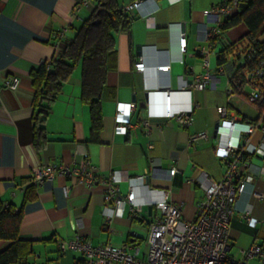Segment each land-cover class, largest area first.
<instances>
[{"label": "crops", "instance_id": "obj_1", "mask_svg": "<svg viewBox=\"0 0 264 264\" xmlns=\"http://www.w3.org/2000/svg\"><path fill=\"white\" fill-rule=\"evenodd\" d=\"M80 1L0 0V83L9 77L19 79L16 89L0 85V198L19 209L28 184L25 179L35 168L77 165L82 159L88 160L104 179L110 173L117 176L120 192L115 198L126 197L130 190L125 177L145 175L144 185L133 188L134 200L126 203L121 216L107 221L103 212L105 183L88 187L73 176L56 175L38 184L37 199L24 205L19 226L20 239L33 242L34 253L28 262L32 264H76L83 258L81 252L58 247L75 236L94 246L107 242L134 246L139 249L138 255L145 257L147 249L141 255L138 246L143 229L148 232L150 223L159 216L155 205L163 199V192H168L171 204L181 206L185 220H193L204 196V177L220 182L225 171L215 154L214 128L219 120L216 109L231 107L226 90L241 59L230 58L223 66H218L217 59L220 51L246 34L247 28L237 24L226 32L220 29L209 43L203 41V30L217 26L211 9L222 0H143L138 9L128 12L133 17L129 30L115 35L117 63L106 76L108 89L113 91L102 103L98 141L90 139V113L81 101L80 69L76 67L47 115L48 141L39 149L34 147L30 72L58 52L60 46L52 40L57 33L68 28L67 37L73 31L70 27L80 26L89 17L93 4L73 14L72 7ZM117 1L121 7L133 2ZM177 25H185L182 63ZM206 46L209 51L205 67L198 51ZM139 61L144 63L142 72L135 69ZM166 65L167 72L159 69ZM205 74L212 80L204 91L192 86L179 89L178 77L191 84ZM167 98L171 116L166 115ZM118 103L134 104L128 131L120 135L114 131ZM238 109L237 118L242 122L260 115L258 107L248 103ZM181 118L189 124L183 126ZM200 132H206L209 138L191 142L190 136ZM258 137L255 135L254 141ZM248 162L247 171L254 175V181L234 205L228 242L233 260H239L242 251L252 244L264 243V156H251ZM154 166L159 167L155 175L151 173ZM171 167L177 169L172 178L167 174ZM248 219L256 220L255 227L248 224ZM5 246L7 243L0 241V250ZM249 264L258 261L252 259Z\"/></svg>", "mask_w": 264, "mask_h": 264}, {"label": "built area", "instance_id": "obj_2", "mask_svg": "<svg viewBox=\"0 0 264 264\" xmlns=\"http://www.w3.org/2000/svg\"><path fill=\"white\" fill-rule=\"evenodd\" d=\"M143 3V0H135L123 9L126 13L132 12ZM241 3L242 0H222L215 5L211 9V13L216 17L217 26L203 30V41L209 43L210 39L215 38L219 33L223 18L231 15ZM80 4L79 9L91 5L89 0H83ZM74 10L73 8V14H75ZM177 26L180 29L177 36V49L180 55L179 60L182 63L186 49V33L180 28L181 25ZM208 49L209 46H206L198 51L205 67L208 64ZM135 69L142 72L144 63L136 62ZM159 69L167 72L169 66H161ZM243 71L244 80L250 83L247 97L242 100L229 83L226 93L229 96L231 109L228 107H217L216 109L219 120H217L216 145L214 146L217 158L224 163V176L220 182L207 176L204 177L202 182L205 185L204 196L197 204L193 220H185L182 216L181 206L171 204L166 197L168 192H163V199L155 205L159 216L149 225L145 257H140L139 249L134 246H115L109 242L94 246L82 241L77 236L67 244L60 242L58 245L60 250L81 252L84 258L83 264H249L252 259H257L258 264H264V243L261 245L252 244L247 250L242 251V257L239 260L231 258L228 243L230 223L235 210L234 205L240 193L244 192L246 186L254 181V175L247 171L248 159L251 156H264V113H261L255 122H242L237 118V111L242 103L253 105L260 103L263 99L257 85L261 78L264 79V57L258 59V65L255 68H246ZM231 77L232 75L230 79ZM210 80H212L210 75L205 74L196 77L191 84H188L185 78L178 77L179 89L184 90L192 86L197 90L204 91ZM18 84L17 77H9L0 83L2 87L10 89H16ZM133 109L134 104L118 103L114 115L116 134L127 133ZM165 109L166 115L171 116V104L168 98ZM180 121L183 126L189 124L186 118H181ZM255 135L259 137L254 141ZM208 138L206 132H200L192 134L190 141H206ZM88 162V160L82 159L76 163L77 165H42L32 171L31 178L37 185L45 180H51L56 175L73 176L88 187L95 183H105L107 187L104 195L106 206L103 212L106 214V220L121 216L126 203L132 204L134 200L133 188L144 185L145 175L125 177L130 190L126 197L115 198L120 192L117 176L110 173L104 179L96 174L95 167ZM158 168L154 166L151 173L158 174ZM176 171L175 167H171L167 174L172 178ZM255 195L259 199L262 198L261 194ZM111 203L112 207L109 206ZM131 211L138 213V210L133 208ZM256 223V220L248 219V224L251 227H255Z\"/></svg>", "mask_w": 264, "mask_h": 264}, {"label": "trees", "instance_id": "obj_3", "mask_svg": "<svg viewBox=\"0 0 264 264\" xmlns=\"http://www.w3.org/2000/svg\"><path fill=\"white\" fill-rule=\"evenodd\" d=\"M89 1L93 4L89 17L84 19L80 26L70 27L73 31L67 37V32L63 30L57 33L52 40L60 46L58 52L50 60L42 61L36 68L31 69L33 144L38 149L48 141L45 130L47 115L76 67L80 69L81 101L88 106L90 113V139L98 141V133L102 129V103L112 90L108 89L106 76L117 63L115 35L128 31L133 17L124 11L117 0ZM82 2L83 0L76 4L81 5ZM237 24L246 26V34L220 51L217 60L218 66H223L230 58L240 59L243 55L241 63L235 67L230 84L237 95L245 98L248 94L246 87H249L250 83L244 80L243 70L255 68L258 59L264 57V0H242L237 10L223 18L220 29L226 32ZM257 86L263 99L253 105L258 107L261 114L264 113L263 78ZM259 117L249 119V122H255ZM27 179L21 208L15 209L13 204L6 205L0 198V241L7 243V246L0 250V264H32L28 262L29 256L34 253L31 248L33 242L22 240L19 236L23 207L37 199L38 185L31 181V177ZM83 263V258L76 260V264Z\"/></svg>", "mask_w": 264, "mask_h": 264}, {"label": "rangeland", "instance_id": "obj_4", "mask_svg": "<svg viewBox=\"0 0 264 264\" xmlns=\"http://www.w3.org/2000/svg\"><path fill=\"white\" fill-rule=\"evenodd\" d=\"M72 8L75 9L74 11H75V13H76V11L79 9V5L74 4V6H73ZM62 30H65V32H66L68 29L65 28V29H62ZM246 91L249 92V91H250V88L247 87V88H246ZM244 108H246V107H244ZM147 235H148V232H147L145 229H143V240L140 242V245L138 246V247L141 248V255H142V253L144 252V250L147 249L146 246H145L146 239H147ZM44 260H45V259H44Z\"/></svg>", "mask_w": 264, "mask_h": 264}, {"label": "water", "instance_id": "obj_5", "mask_svg": "<svg viewBox=\"0 0 264 264\" xmlns=\"http://www.w3.org/2000/svg\"><path fill=\"white\" fill-rule=\"evenodd\" d=\"M181 28H182V30L184 31V30H185V25H181ZM139 50H140V46H137V55L140 54V53H139ZM146 99H147V97H146ZM146 99H145V100H146ZM216 131H217V125H216L215 128H214V137L217 136V135H216V133H217ZM150 209H151V208L149 207L147 210L150 211Z\"/></svg>", "mask_w": 264, "mask_h": 264}, {"label": "bare ground", "instance_id": "obj_6", "mask_svg": "<svg viewBox=\"0 0 264 264\" xmlns=\"http://www.w3.org/2000/svg\"><path fill=\"white\" fill-rule=\"evenodd\" d=\"M165 72V71H164Z\"/></svg>", "mask_w": 264, "mask_h": 264}, {"label": "clouds", "instance_id": "obj_7", "mask_svg": "<svg viewBox=\"0 0 264 264\" xmlns=\"http://www.w3.org/2000/svg\"><path fill=\"white\" fill-rule=\"evenodd\" d=\"M169 70V69H168Z\"/></svg>", "mask_w": 264, "mask_h": 264}]
</instances>
